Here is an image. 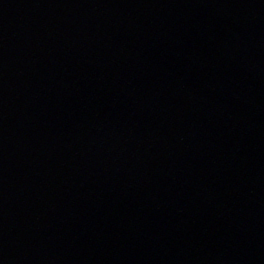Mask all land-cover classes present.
Wrapping results in <instances>:
<instances>
[{
    "label": "water",
    "instance_id": "1",
    "mask_svg": "<svg viewBox=\"0 0 264 264\" xmlns=\"http://www.w3.org/2000/svg\"><path fill=\"white\" fill-rule=\"evenodd\" d=\"M57 264H264V0H32Z\"/></svg>",
    "mask_w": 264,
    "mask_h": 264
}]
</instances>
